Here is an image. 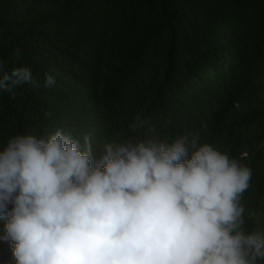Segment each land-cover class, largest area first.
Here are the masks:
<instances>
[{
    "label": "trees",
    "instance_id": "trees-1",
    "mask_svg": "<svg viewBox=\"0 0 264 264\" xmlns=\"http://www.w3.org/2000/svg\"><path fill=\"white\" fill-rule=\"evenodd\" d=\"M0 60L40 85L0 93V150L57 128L97 155L133 135L197 134L251 170L244 227L264 230V0H0ZM0 264H16L2 238Z\"/></svg>",
    "mask_w": 264,
    "mask_h": 264
},
{
    "label": "clouds",
    "instance_id": "clouds-1",
    "mask_svg": "<svg viewBox=\"0 0 264 264\" xmlns=\"http://www.w3.org/2000/svg\"><path fill=\"white\" fill-rule=\"evenodd\" d=\"M0 93L31 70H3ZM45 74L44 87L55 85ZM140 115L129 125L145 127ZM251 170L197 134L113 140L97 155L63 128L0 150V219L16 264H262L264 230H245Z\"/></svg>",
    "mask_w": 264,
    "mask_h": 264
}]
</instances>
